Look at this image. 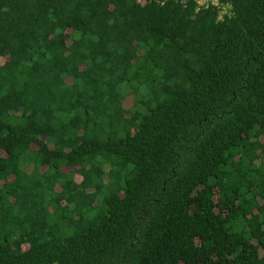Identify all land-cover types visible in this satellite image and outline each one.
I'll list each match as a JSON object with an SVG mask.
<instances>
[{"label": "trees", "instance_id": "1", "mask_svg": "<svg viewBox=\"0 0 264 264\" xmlns=\"http://www.w3.org/2000/svg\"><path fill=\"white\" fill-rule=\"evenodd\" d=\"M0 0V264H264V0Z\"/></svg>", "mask_w": 264, "mask_h": 264}, {"label": "built area", "instance_id": "2", "mask_svg": "<svg viewBox=\"0 0 264 264\" xmlns=\"http://www.w3.org/2000/svg\"><path fill=\"white\" fill-rule=\"evenodd\" d=\"M144 1H155L159 4H164L168 0H137L139 3ZM178 1L181 4L185 5L186 2L192 1L195 6V11H203L209 8H214L217 11V21H223L224 18L231 15V6L229 3H221L219 0H172Z\"/></svg>", "mask_w": 264, "mask_h": 264}]
</instances>
